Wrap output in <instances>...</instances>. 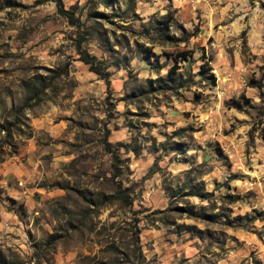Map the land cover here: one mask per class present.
<instances>
[{
  "label": "rangeland",
  "instance_id": "1",
  "mask_svg": "<svg viewBox=\"0 0 264 264\" xmlns=\"http://www.w3.org/2000/svg\"><path fill=\"white\" fill-rule=\"evenodd\" d=\"M61 3L0 0V264H264V0Z\"/></svg>",
  "mask_w": 264,
  "mask_h": 264
},
{
  "label": "trees",
  "instance_id": "2",
  "mask_svg": "<svg viewBox=\"0 0 264 264\" xmlns=\"http://www.w3.org/2000/svg\"><path fill=\"white\" fill-rule=\"evenodd\" d=\"M56 6H57V11H58L59 13H61V14L65 15V16H67L68 19H69L71 22H75V21H74V18H73V16H72V14H70V12H69L67 9H65L64 6L62 5L61 0H56ZM85 62H91V60L86 56V57H85ZM95 71L98 72V69L95 68ZM118 191H119V193H121V190H120V189H119Z\"/></svg>",
  "mask_w": 264,
  "mask_h": 264
}]
</instances>
